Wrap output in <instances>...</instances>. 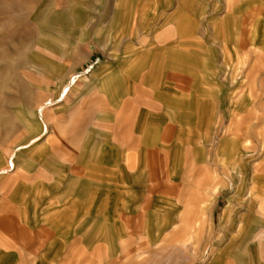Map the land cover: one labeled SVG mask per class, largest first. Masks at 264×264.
I'll list each match as a JSON object with an SVG mask.
<instances>
[{
    "label": "rangeland",
    "instance_id": "rangeland-1",
    "mask_svg": "<svg viewBox=\"0 0 264 264\" xmlns=\"http://www.w3.org/2000/svg\"><path fill=\"white\" fill-rule=\"evenodd\" d=\"M125 68L130 76L120 77ZM112 72L108 86L103 78ZM171 124L188 133L189 145L172 155L176 207L183 212L192 191L214 176L223 134L207 135L211 125L238 134L229 140L230 188L218 197L213 223L201 227L202 242L159 236L119 261L205 264L217 245L223 255L211 264H264V0H0V262H118L96 241L116 217L85 211L71 221L69 213L86 189L133 185L139 172L131 160L150 166L161 142L148 133ZM102 160L115 176L88 185L81 172L102 169ZM166 182L159 180L164 190ZM56 210L58 233L41 222ZM52 239L58 248L35 250ZM194 246L202 257L193 263L176 250Z\"/></svg>",
    "mask_w": 264,
    "mask_h": 264
},
{
    "label": "crops",
    "instance_id": "crops-1",
    "mask_svg": "<svg viewBox=\"0 0 264 264\" xmlns=\"http://www.w3.org/2000/svg\"><path fill=\"white\" fill-rule=\"evenodd\" d=\"M132 70V68H125L120 77H129ZM114 75V72H112V75L109 74L103 78L106 85H112L114 80L113 77H115ZM229 129H232L230 134ZM233 131V128L229 127L220 131L219 127H213L212 125L206 128V134L212 137H215L219 132L223 134V137L219 141L218 148L216 149L218 161L214 162V176L203 182L198 190L192 191L191 198L186 201V206L182 210L183 212L176 207L177 203L170 198L169 189H171L173 182L175 183L177 181L178 174V166L172 164V155H174L175 152L182 155L189 150L188 141L186 140L188 133L183 134L182 131L175 130L174 126L171 124L163 130L153 129L148 133L151 139L157 140L156 142H161L158 143L160 149L149 152L152 160L150 166H145L137 160H135L136 162L131 160L129 164L130 169L134 170V174L139 172V178L135 180L133 185H129L128 183L125 184L119 179L120 182H118L116 191L107 190L106 194H104V192L100 190L95 191L86 189L84 197L82 198L83 203L81 207H76L74 211L71 210L69 219L73 221L75 216L85 211L88 213L90 211L91 217L96 213L102 215L106 219L110 216L116 217L110 227L103 226L100 231L96 233V241L98 244H101V242L105 243L106 247L104 249V254L116 256V259H118V262L115 260L116 263L114 264H123L124 261H121V263L119 261L120 258H128L130 253L140 255V253L149 249L152 246V240L159 236L166 240H181L188 243L196 241L202 242L201 227L204 224L210 225L213 223L214 210L218 202V197L222 194H226L230 188L227 166L232 153H229V140H235L238 135ZM166 143L175 146L173 151H167L168 148ZM223 143H227L226 147L222 145ZM214 145L215 140L213 138L210 147L213 148ZM138 152L139 151L135 152V159H138ZM103 161L104 160L100 161V164L104 163L107 165L106 161ZM104 167L105 166L96 171V168L91 165V167L81 172L86 182L89 183L88 185L91 184L93 179L90 178L92 177H95L97 181H103V179L110 180L112 176H115V172L113 174L110 173L113 168H108L106 170ZM86 175L89 179H87ZM146 177L149 178L148 188L145 186ZM165 177L167 181L166 184L169 185L164 190L163 187L159 185V180ZM141 194H145L146 196V198L143 197L142 201L139 199V195ZM151 194L153 197L150 199ZM190 199H193V201L191 202ZM258 205L260 204L258 203ZM154 209L159 211V215H156V217L151 220V215L155 214L153 212L155 211ZM226 212L227 207L219 213L218 218ZM260 212V209L255 212L256 218L259 217ZM60 213L61 212L56 210L49 216L43 217L41 222L46 226V229L58 233L57 227L62 217ZM16 215L17 223H24L21 215H18V213H16ZM10 217L12 219L14 218L13 216ZM129 218H131V220ZM262 218H264V216ZM185 220L186 223L184 222ZM192 225L197 227L192 230ZM71 228V226L67 227L64 234H70ZM250 235L253 240L258 236L257 233H250ZM58 242L59 241H55V239L47 243L39 241L35 250L43 249L46 247V244L49 245L50 248H55ZM6 246L9 248L12 247L11 242L7 241ZM56 248L58 247L56 246ZM176 250L182 253L184 257L185 252H187V258H191L193 260L192 263L196 261L197 257H202L200 253H197L195 246L189 248L187 251ZM221 255H223L222 247L213 245L211 253L208 255V261L205 264H211L213 259L218 258V256L221 257ZM76 257L79 258L81 255L77 254ZM44 258L45 255L43 253L40 259L42 260ZM32 260L34 261V259ZM77 260L80 261L81 259ZM5 262L9 263V261ZM14 263L18 264V262L12 261V264ZM38 263L40 264V261L36 264ZM0 264H4V262L2 261ZM139 264H149V261L147 260Z\"/></svg>",
    "mask_w": 264,
    "mask_h": 264
}]
</instances>
